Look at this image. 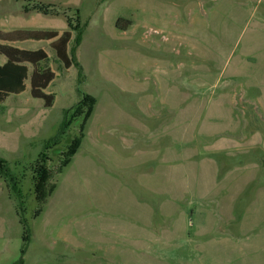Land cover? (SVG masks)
Listing matches in <instances>:
<instances>
[{"label":"rangeland","instance_id":"1","mask_svg":"<svg viewBox=\"0 0 264 264\" xmlns=\"http://www.w3.org/2000/svg\"><path fill=\"white\" fill-rule=\"evenodd\" d=\"M12 31L56 36L10 43L53 75L0 103V264H264V0H0Z\"/></svg>","mask_w":264,"mask_h":264},{"label":"trees","instance_id":"2","mask_svg":"<svg viewBox=\"0 0 264 264\" xmlns=\"http://www.w3.org/2000/svg\"><path fill=\"white\" fill-rule=\"evenodd\" d=\"M42 9V6H39ZM38 8V9H39ZM78 17V16H77ZM77 25L71 27L73 37L69 43L68 56H66V46L67 43L64 42V38L60 40H55L56 34L54 32H23V31H12L8 33L0 32V42H21L29 39H46L53 41L51 46L54 49L58 57H62L65 62V67L72 66L77 71V84L83 79V70L79 64L76 52L78 47L81 44L83 33L87 27V22H84L82 25L79 22ZM66 43V44H65ZM0 55H3L6 58V61L0 65V103L3 102L9 94H20L25 90L24 81L28 78V68L26 64L32 66V72L29 76L30 82V94L34 99H42L46 104L49 103L51 97L43 92L44 89L48 86L52 80V73L47 71L46 68H41L40 64L43 61H46L48 56L47 53L42 50H24L14 48L12 46H7L0 44ZM85 93H81L80 100L73 104L68 109L64 110L63 120L58 130V134L51 138L50 141L45 142V146L51 147L52 144L58 142L61 133H63L67 127H69L72 122L73 117L77 112L84 106V102L87 99ZM2 160L0 159V164ZM29 240V237L26 236L24 240V246L21 251L23 255L26 247V243ZM13 264H23V259L20 257Z\"/></svg>","mask_w":264,"mask_h":264},{"label":"crops","instance_id":"3","mask_svg":"<svg viewBox=\"0 0 264 264\" xmlns=\"http://www.w3.org/2000/svg\"><path fill=\"white\" fill-rule=\"evenodd\" d=\"M13 43H15V42H13ZM0 44L7 45V46H12V45H10L9 42H7V43H5V42H0ZM26 66H27V64H26ZM27 68H28V67H27Z\"/></svg>","mask_w":264,"mask_h":264}]
</instances>
